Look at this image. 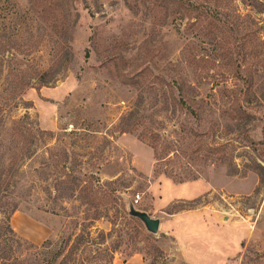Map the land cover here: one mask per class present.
I'll use <instances>...</instances> for the list:
<instances>
[{
    "label": "rangeland",
    "instance_id": "1",
    "mask_svg": "<svg viewBox=\"0 0 264 264\" xmlns=\"http://www.w3.org/2000/svg\"><path fill=\"white\" fill-rule=\"evenodd\" d=\"M10 3L13 15L2 26L7 33L19 32L17 44L23 52L16 55L12 67L20 65L29 75L34 69L50 70L53 79L47 86L26 90L22 100H11L7 68L0 77V155L6 154L0 168L6 171L12 163L17 178L22 176L21 183L30 190V196L19 201L18 211L10 215L13 230L26 244L14 247L9 263L54 264L62 239L68 233H79L80 228L72 223L77 221L92 222V238L99 232L105 234L99 236V244L84 243L75 252V260L82 264H108V249L114 251L112 264H187L182 252L191 253L194 246L184 243L180 249L172 237L161 230L151 234L126 214L129 206L150 211L161 181L174 183L161 170L155 173L152 150L138 138L151 130L161 135L162 128L169 133L184 123L173 102L164 110L162 96L167 88L163 83L174 79L177 83L202 82L204 88L212 86L220 92L205 109L202 126L233 141L215 155L214 163L201 160L204 151L192 155L196 159L192 167L181 160L177 175L199 172L198 179L212 180L213 189L202 199L178 202L166 211L209 205L218 216H230L235 222L232 226L244 231L231 264H264V100L260 101L264 94V0ZM43 10L48 14H42ZM237 74L254 77L249 93L246 84L232 78ZM140 98L138 108L148 119L133 134L120 133L121 117ZM17 120L29 124L32 133L15 135L10 127ZM186 127L203 130L195 124ZM35 128L52 136L41 140ZM222 142L216 138L212 146ZM45 146L65 147L71 155L62 163L54 152L57 156L48 160ZM61 166L92 175L91 179L82 177V185L91 182L99 193L46 202L41 188L56 189L64 179L59 175ZM219 175L236 181L220 183ZM64 182L63 188H69L68 178ZM85 198L91 205H84ZM48 239L51 243L42 246Z\"/></svg>",
    "mask_w": 264,
    "mask_h": 264
},
{
    "label": "trees",
    "instance_id": "2",
    "mask_svg": "<svg viewBox=\"0 0 264 264\" xmlns=\"http://www.w3.org/2000/svg\"><path fill=\"white\" fill-rule=\"evenodd\" d=\"M9 3L10 0H0V77L4 73V69L7 68L5 81L8 83V85L12 86L11 89L8 90V95H10L11 100H22L21 96L26 90L34 88L36 85L41 87L47 86L52 81L53 74L50 72V70L42 72L39 69H34L33 74L29 75L24 74L25 71L20 65L17 68L12 67L13 62L16 59V55L23 52H21V48L19 44H17L19 32L14 30L11 33H7L6 27L4 28V26H2L3 22L7 20L8 16L13 15V11L10 7L12 4ZM43 13L48 14L44 10L42 11V14ZM63 34L67 35L66 31ZM58 53L60 52L58 51ZM242 62H244V60H242ZM210 78L214 77L207 76V79ZM232 78L242 82L244 85L246 84L248 87V89H246L247 93H249L250 89L254 86L255 80L251 74L246 76L237 74ZM204 79L205 77H203V80ZM223 81H225V77ZM163 84L165 88H167V94L164 93L162 96V99L166 103L164 110H167L168 105L173 102L174 105H176L175 107H177V110L175 111L180 112L182 117H184V123L179 126L178 130H172L169 133L167 132V129L162 128V132L164 134L162 133L159 135L151 130L144 132L142 135L138 136V138L141 140V142L147 144L152 150L155 173H158V171L161 170L162 174L171 179L174 183H184L197 180L200 173L196 170V176H192L190 173L185 174V176H183L184 174L177 175L176 171L182 167L180 165L181 162L185 160V164L189 167H192L191 162L196 160L192 155H195L200 151H204L206 155L201 160L205 163L206 161L212 160L214 163L215 155H219L221 150L223 152L224 148L230 145V143L233 141L230 139L224 140V138H221L220 135L217 132H214L211 128L203 129L202 126V115H204L205 109L207 107L210 108L214 104V102L211 101H216V98L220 92L212 86L204 88V84L202 82H198V84H187L183 80H181L180 83H177L174 79H172L168 83L165 82ZM215 85L218 86L219 84ZM253 97L255 100L258 98L256 95H253ZM2 100L7 102L8 98H2ZM261 100H264V94H262L260 97V101ZM249 102L251 101H247L246 103ZM141 103L142 98H140V101H138L134 109L129 111L125 116L121 117L120 122L117 125L120 133L133 134L139 127L144 126L143 120L148 118L143 116V114H141L140 108H138ZM243 114L248 118L251 117L246 113V111H243ZM190 124H195L197 129L203 130L198 131L192 128H187L186 126H190ZM27 125L29 126V124ZM27 125L23 123V120L12 121L10 130L15 132L14 134L17 136L23 134L24 132L31 134L32 128H28ZM23 129L27 131H24ZM33 130L37 132L36 134L40 136L41 140L43 136H52L51 132L41 131L36 128ZM146 134H150V138H145L144 135ZM216 138H220L223 140V142L218 143L217 146H212ZM16 143H19V141ZM7 151H9V148ZM54 152H58L59 156L61 157L60 161L62 163L66 162L71 155H69V152L65 147L58 146V148H49L45 146V154L47 155L46 159L51 160L53 157H56L57 155H54ZM11 155L14 156V154ZM5 156L6 154L0 155L1 163H3ZM217 160L220 161L221 159L216 158V161ZM11 164L9 169L6 171L4 168H0V205L2 204L0 209H4V205L8 206L6 209L0 210V264H10L9 261L13 256L15 249L14 247L21 248L23 244H26V242L19 238L13 230L10 224V215L18 211L19 201H22L27 196L29 197L30 190L21 183L22 176L17 178L18 171H16L14 166ZM58 166L59 163L57 167ZM34 172L36 173L37 170H34ZM59 175L60 178L64 179L60 180L59 185L56 187V189H54V191H51L48 185L42 186L41 188V192L44 195L46 202L51 200L56 202L57 200L72 199L73 197H78L79 194H84V197L90 198V196H96L99 193V190H94L91 182L82 185V182L85 181L81 180V178L83 177L91 179L92 175L83 174L79 170L76 171L75 168L72 170L65 169L63 166H61V172H59ZM65 178H68L69 180V188H63V185L66 184V182H64ZM43 179V182H45L46 178ZM87 198L84 199V205H91L89 204L91 200H86ZM3 200H7V203L2 202ZM46 209V211L51 212L49 208ZM28 211V208L24 210L25 213H28ZM126 214L129 219L135 220V218L129 216L128 212ZM97 219L98 218L95 217L92 219V221ZM72 223L75 224V228L79 227L80 231L78 234L68 233L62 239V250L56 253L55 258L53 259V261H55L54 264H56L58 259H60L58 264H82L79 259L75 260L74 258L75 252L79 250V247L84 243L97 245L99 244L100 238H104L105 236L104 233L99 232L97 238L91 237L89 229L92 226V222L84 224L75 221ZM50 243L51 240L48 239L42 244V246L49 245ZM30 246L36 248V246L33 244ZM107 253L109 254L108 264H112L114 251L108 249Z\"/></svg>",
    "mask_w": 264,
    "mask_h": 264
},
{
    "label": "crops",
    "instance_id": "3",
    "mask_svg": "<svg viewBox=\"0 0 264 264\" xmlns=\"http://www.w3.org/2000/svg\"><path fill=\"white\" fill-rule=\"evenodd\" d=\"M211 181L201 178L174 184L168 179L163 180L160 194L154 196L152 208L146 211L149 216L159 219V230L175 239L181 245L180 249L184 243L194 246L195 250L191 253L182 252L187 264H231L244 239V231L232 226L235 222L230 216H218L209 205L167 213V208L175 203L191 202L208 196L213 189ZM218 181L227 185L236 180L219 175Z\"/></svg>",
    "mask_w": 264,
    "mask_h": 264
},
{
    "label": "water",
    "instance_id": "4",
    "mask_svg": "<svg viewBox=\"0 0 264 264\" xmlns=\"http://www.w3.org/2000/svg\"><path fill=\"white\" fill-rule=\"evenodd\" d=\"M128 214L130 217L139 220L145 230L151 234H157L159 231L160 221L159 219L152 218L148 214L142 211L135 210L132 206L128 208Z\"/></svg>",
    "mask_w": 264,
    "mask_h": 264
},
{
    "label": "built area",
    "instance_id": "5",
    "mask_svg": "<svg viewBox=\"0 0 264 264\" xmlns=\"http://www.w3.org/2000/svg\"><path fill=\"white\" fill-rule=\"evenodd\" d=\"M136 199H139V196H136ZM135 202H137V200Z\"/></svg>",
    "mask_w": 264,
    "mask_h": 264
}]
</instances>
